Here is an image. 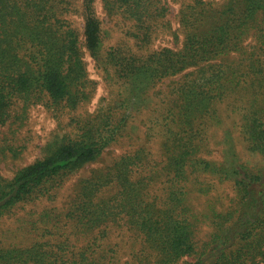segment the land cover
<instances>
[{
    "label": "trees",
    "instance_id": "trees-1",
    "mask_svg": "<svg viewBox=\"0 0 264 264\" xmlns=\"http://www.w3.org/2000/svg\"><path fill=\"white\" fill-rule=\"evenodd\" d=\"M93 2L84 5L82 42L65 18L72 12L68 0H0V125L12 118L17 103L25 114L45 97L71 110L89 101L83 45L93 56L102 46ZM105 2L138 25L139 52L118 47L104 57L121 91L119 120L101 133V123L87 129L91 121L77 119L79 138L64 137L12 179H0V222L99 160L123 138L126 111L140 110L158 84L182 76L161 115V167L155 169L143 150L122 156L97 174L98 182L82 183L66 217L91 233L123 215L121 222L142 237L134 255L140 264H264V168L204 156L206 129L221 123L219 106L232 98L245 100L248 150L264 155V0H184L182 47L148 53L153 26L167 13L162 0ZM209 178L228 184L230 192L212 189ZM42 219L49 226L51 217ZM203 227L210 231L200 238ZM58 240L54 252L37 243L0 244V264H105L96 242L77 253Z\"/></svg>",
    "mask_w": 264,
    "mask_h": 264
},
{
    "label": "rangeland",
    "instance_id": "rangeland-1",
    "mask_svg": "<svg viewBox=\"0 0 264 264\" xmlns=\"http://www.w3.org/2000/svg\"><path fill=\"white\" fill-rule=\"evenodd\" d=\"M68 1L71 3L72 12L65 18L84 42V5L87 0ZM162 2L167 13L153 26L155 31L152 33L147 53L166 47L172 49L182 47L184 37L180 28L179 13L184 0ZM93 7L101 25L102 46L100 53L93 56L83 45L91 86L89 101L76 110H71L53 106L45 97L43 102L25 108V114H21L23 103H17L12 118L6 124L0 125V179H12L20 169L42 159L49 148L64 137L79 138L83 133L81 127L76 125L77 119L91 121L87 129L92 127L98 129L97 122L101 123L99 127L101 133L113 129L112 124L115 123L113 119L119 120L121 91L119 85L111 78L112 71L106 68L104 57H107L112 48L118 47L139 52L140 44L134 37V33L138 32V25L136 26L137 22L122 11L108 8L105 0H94ZM139 31L143 32L140 28ZM182 78L179 76L158 84L150 91L147 103L141 106L140 110L131 112L127 110L126 116L127 114L130 116L124 128L123 138L120 140L118 138V141L106 148L99 160L73 173L51 196L21 206L3 219L0 222V244L26 248L32 243H37L42 248L54 252L57 251L55 246L58 243L54 239L58 238L60 243L65 240L70 245V251L78 253L89 242H96L102 247L101 250L97 249V252L106 254L105 264H140L134 259V255L141 248L142 237L121 222L123 215L115 223H108L91 233H85L71 219H67V210L79 194L82 183L98 182L100 177L97 174L109 169L124 155L143 150L155 169L161 167L163 160L160 152L163 143L161 133L164 129L162 124L165 123L161 115L169 106L168 101L173 88ZM242 100L243 98H232L219 106L221 123L206 129L204 156L223 163L236 159L253 168H264V155L249 151L244 140L245 100ZM206 181L212 189L230 192L228 184L220 185L217 180L210 178ZM216 191H213L214 194ZM161 194V191L157 193L159 196ZM95 199L94 203H99L97 196ZM43 214L51 217L49 226L42 222ZM209 231L210 229L203 227L198 237L203 238ZM67 251L69 253L68 248Z\"/></svg>",
    "mask_w": 264,
    "mask_h": 264
}]
</instances>
